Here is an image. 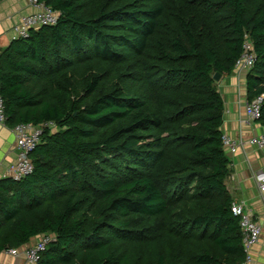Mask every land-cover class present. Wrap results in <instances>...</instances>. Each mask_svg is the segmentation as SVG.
<instances>
[{"label": "trees", "instance_id": "obj_1", "mask_svg": "<svg viewBox=\"0 0 264 264\" xmlns=\"http://www.w3.org/2000/svg\"><path fill=\"white\" fill-rule=\"evenodd\" d=\"M39 1L58 22L0 54L6 125L43 128L33 173L0 180V253L47 234L39 264L242 262L214 76L250 42L264 94V0Z\"/></svg>", "mask_w": 264, "mask_h": 264}, {"label": "crops", "instance_id": "obj_2", "mask_svg": "<svg viewBox=\"0 0 264 264\" xmlns=\"http://www.w3.org/2000/svg\"><path fill=\"white\" fill-rule=\"evenodd\" d=\"M37 9L31 0L0 1V54L14 40V29L24 16L33 14ZM247 70H234L223 75L218 82L219 92L224 102V135L237 142L239 148L232 152L225 147L230 159L231 174L226 185L234 204H245L254 220L261 223L263 234L261 241L252 248L255 264H264V196L261 194L255 175L264 171V150L250 144L251 138L264 133V126L259 122L247 123L246 104L248 99ZM17 135L14 128L0 121V180L12 178L11 167L17 160ZM36 236L13 255L0 253V264H25V251L41 240Z\"/></svg>", "mask_w": 264, "mask_h": 264}, {"label": "built area", "instance_id": "obj_3", "mask_svg": "<svg viewBox=\"0 0 264 264\" xmlns=\"http://www.w3.org/2000/svg\"><path fill=\"white\" fill-rule=\"evenodd\" d=\"M32 5L37 9L33 14L24 16L21 22L14 29V39L20 37H28L29 32L33 28H38L46 25H54L58 22L59 15L45 3L39 0H31ZM256 56L253 52L252 44L246 42L244 44V52L237 61L235 70H250L255 64ZM264 94L256 97L246 104L247 123L253 124L258 122L261 117L262 104ZM0 121H6L5 102L0 96ZM17 135V160L11 167L12 178L15 181H20L31 175L34 171V164L30 154L35 150L43 135V128L32 124H20L14 128ZM225 147H228L232 152H236L239 148L237 142L232 141L228 136H223ZM250 144L258 149L264 150V133L251 138ZM256 184L264 196V171H258L255 175ZM233 212L240 216V226L244 235V251L245 259L237 264H255V259L252 254V248L256 246L262 238L263 227L261 223L254 220L253 215L246 210L245 204H233ZM54 240L53 235H42L41 240L30 246L25 251V264H39L41 255L46 251L47 246ZM8 253L17 255L18 249L11 248Z\"/></svg>", "mask_w": 264, "mask_h": 264}, {"label": "water", "instance_id": "obj_4", "mask_svg": "<svg viewBox=\"0 0 264 264\" xmlns=\"http://www.w3.org/2000/svg\"><path fill=\"white\" fill-rule=\"evenodd\" d=\"M221 78H222V75L219 74V73H217V74L214 76V79H215L217 82H219V81L221 80Z\"/></svg>", "mask_w": 264, "mask_h": 264}]
</instances>
